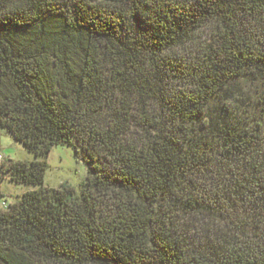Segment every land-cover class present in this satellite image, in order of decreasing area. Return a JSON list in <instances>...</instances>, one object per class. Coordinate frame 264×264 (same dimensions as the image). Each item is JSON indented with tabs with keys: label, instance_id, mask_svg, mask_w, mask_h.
Masks as SVG:
<instances>
[{
	"label": "trees",
	"instance_id": "obj_1",
	"mask_svg": "<svg viewBox=\"0 0 264 264\" xmlns=\"http://www.w3.org/2000/svg\"><path fill=\"white\" fill-rule=\"evenodd\" d=\"M0 126V264H264V0H0Z\"/></svg>",
	"mask_w": 264,
	"mask_h": 264
},
{
	"label": "rangeland",
	"instance_id": "obj_2",
	"mask_svg": "<svg viewBox=\"0 0 264 264\" xmlns=\"http://www.w3.org/2000/svg\"><path fill=\"white\" fill-rule=\"evenodd\" d=\"M0 156L2 160L10 159L16 162H42L43 159L28 153L25 147L16 142L0 126ZM48 170L45 176V188L59 189L69 186L77 192L87 178V168L80 162L73 148L56 147L52 150L48 160ZM32 187L17 185L8 177H0V206L13 204L18 198Z\"/></svg>",
	"mask_w": 264,
	"mask_h": 264
},
{
	"label": "built area",
	"instance_id": "obj_3",
	"mask_svg": "<svg viewBox=\"0 0 264 264\" xmlns=\"http://www.w3.org/2000/svg\"><path fill=\"white\" fill-rule=\"evenodd\" d=\"M1 159V158H0Z\"/></svg>",
	"mask_w": 264,
	"mask_h": 264
}]
</instances>
